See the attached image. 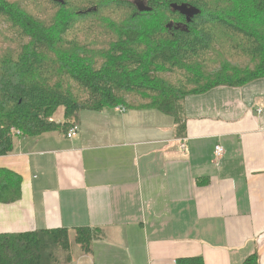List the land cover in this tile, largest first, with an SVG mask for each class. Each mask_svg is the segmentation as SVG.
<instances>
[{
    "label": "crops",
    "instance_id": "0c3cea01",
    "mask_svg": "<svg viewBox=\"0 0 264 264\" xmlns=\"http://www.w3.org/2000/svg\"><path fill=\"white\" fill-rule=\"evenodd\" d=\"M183 107V136L157 110L114 108L77 113L71 140L16 137L0 170L20 196L0 204V234L97 229L72 264H264V79Z\"/></svg>",
    "mask_w": 264,
    "mask_h": 264
},
{
    "label": "trees",
    "instance_id": "16d2710c",
    "mask_svg": "<svg viewBox=\"0 0 264 264\" xmlns=\"http://www.w3.org/2000/svg\"><path fill=\"white\" fill-rule=\"evenodd\" d=\"M25 1L45 6L36 10ZM244 1L142 0L141 11L129 0H0V157L12 151L18 136L66 134L81 111L157 110L170 116L183 136L186 97L264 79V0L246 5L260 25L239 24ZM171 4H186L199 14L186 22ZM46 10L68 17L58 29L46 27L39 18ZM118 16L125 17L122 24ZM87 20L96 59L93 49L67 46L74 23ZM146 20L155 29H145ZM59 109L62 122L50 121ZM4 173L0 170V204H10L20 196V183ZM68 232L75 233L84 255L101 238L91 228L0 234V264H67L71 259L63 263L54 250L68 249ZM258 260L252 254L241 264ZM175 264L204 262L183 257Z\"/></svg>",
    "mask_w": 264,
    "mask_h": 264
},
{
    "label": "rangeland",
    "instance_id": "374dc122",
    "mask_svg": "<svg viewBox=\"0 0 264 264\" xmlns=\"http://www.w3.org/2000/svg\"><path fill=\"white\" fill-rule=\"evenodd\" d=\"M129 1L130 2L133 1L140 8H142V6L144 4L143 2H141V4H140L138 2H135L134 0H129ZM247 2H248V0L247 1L245 0L242 4L244 11L242 10V14L238 16L239 24L246 25V23H249V22L258 23V24H259V22L262 23V21L258 22L256 20H254V18L252 17L255 14L254 12H252L251 10L249 11L248 9L246 10ZM249 3H250V0H249ZM23 5L28 6V7H33L36 5V10H37V9L43 8V6H45V3L39 2V3L34 4L32 2L28 3L27 1H25ZM45 12L46 13L40 15V17H39L40 20L43 22V25H45L46 27L55 25L54 27H52L54 29L55 28L58 29V24L63 22L68 17V16H66V14L55 13L56 11L48 12L46 10ZM165 14L159 13V16L163 17V19H165L168 22L170 18H168V15L167 14L165 15ZM64 16H65V18H63ZM249 17L253 18V19L249 20ZM118 19H119V23L122 24L123 21L125 20V17L118 16ZM146 21H147V23L144 26V27H146L145 29H148V28L155 29L153 22H149V20H146ZM91 22H92L91 20L80 21V22H76V23L73 22L74 26L71 28V32L68 35L69 38L67 40V46L70 48H85L87 50L93 49L94 54H95L93 56V59H96L97 58L96 54L98 52L97 47H96V49H94L90 46V43H89L91 40H93V31L90 30L91 28H93V25H91ZM93 24L95 26V22H93ZM102 47L103 46H100L99 49H102ZM240 62L247 64L248 61L246 59H241ZM240 62H235V63H240ZM61 116H62V109H59L58 111H56V113L53 115V117L50 118V120L55 122L56 119L60 118V121H61V119H62ZM75 238H76V235L74 232H68L67 233L68 249L64 250L62 247L58 246L54 250L58 254L61 255V258L59 260L62 261L63 263H65V260H69V258H70L71 261L67 264H72L73 258L76 255L83 254L80 247L77 245Z\"/></svg>",
    "mask_w": 264,
    "mask_h": 264
},
{
    "label": "water",
    "instance_id": "95a60500",
    "mask_svg": "<svg viewBox=\"0 0 264 264\" xmlns=\"http://www.w3.org/2000/svg\"><path fill=\"white\" fill-rule=\"evenodd\" d=\"M55 1L59 2L60 4L63 3V0H55ZM170 8L172 9V11L177 12L178 14L183 16L186 22H189L194 16L199 14V11L197 9L190 7L186 4H180V5L171 4ZM140 10L142 11L144 10V8L142 7L140 8Z\"/></svg>",
    "mask_w": 264,
    "mask_h": 264
},
{
    "label": "built area",
    "instance_id": "2783aa9c",
    "mask_svg": "<svg viewBox=\"0 0 264 264\" xmlns=\"http://www.w3.org/2000/svg\"><path fill=\"white\" fill-rule=\"evenodd\" d=\"M117 111L123 113V112H125V109H117ZM50 121H52V120H50ZM78 132H79L78 126L73 125L67 130V132L65 134V138L68 140L74 139L75 137H77ZM15 133H16V135L19 134V132H15ZM223 154H224V151H223L222 147L217 145L214 148V156H215L216 162H219L221 160V158L223 157Z\"/></svg>",
    "mask_w": 264,
    "mask_h": 264
},
{
    "label": "flooded vegetation",
    "instance_id": "af4514ba",
    "mask_svg": "<svg viewBox=\"0 0 264 264\" xmlns=\"http://www.w3.org/2000/svg\"><path fill=\"white\" fill-rule=\"evenodd\" d=\"M134 1H135V2H138V3H140V4H141V1H142V0H134Z\"/></svg>",
    "mask_w": 264,
    "mask_h": 264
}]
</instances>
